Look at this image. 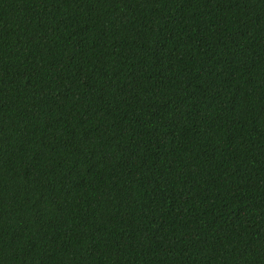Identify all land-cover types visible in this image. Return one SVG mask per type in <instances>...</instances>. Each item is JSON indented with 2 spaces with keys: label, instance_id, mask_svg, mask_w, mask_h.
Returning a JSON list of instances; mask_svg holds the SVG:
<instances>
[{
  "label": "trees",
  "instance_id": "1",
  "mask_svg": "<svg viewBox=\"0 0 264 264\" xmlns=\"http://www.w3.org/2000/svg\"><path fill=\"white\" fill-rule=\"evenodd\" d=\"M0 264H264V0H0Z\"/></svg>",
  "mask_w": 264,
  "mask_h": 264
}]
</instances>
